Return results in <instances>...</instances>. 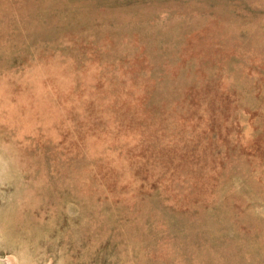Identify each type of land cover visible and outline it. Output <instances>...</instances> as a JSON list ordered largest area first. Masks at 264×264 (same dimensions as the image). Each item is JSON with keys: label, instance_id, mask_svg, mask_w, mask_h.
Here are the masks:
<instances>
[{"label": "rangeland", "instance_id": "1", "mask_svg": "<svg viewBox=\"0 0 264 264\" xmlns=\"http://www.w3.org/2000/svg\"><path fill=\"white\" fill-rule=\"evenodd\" d=\"M0 264H264V0H0Z\"/></svg>", "mask_w": 264, "mask_h": 264}]
</instances>
